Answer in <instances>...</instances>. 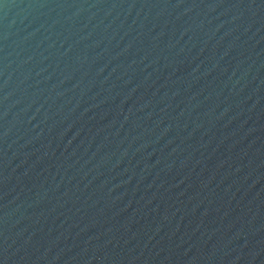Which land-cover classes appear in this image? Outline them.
I'll return each mask as SVG.
<instances>
[{
    "label": "water",
    "instance_id": "water-1",
    "mask_svg": "<svg viewBox=\"0 0 264 264\" xmlns=\"http://www.w3.org/2000/svg\"><path fill=\"white\" fill-rule=\"evenodd\" d=\"M0 264H264V0H0Z\"/></svg>",
    "mask_w": 264,
    "mask_h": 264
}]
</instances>
